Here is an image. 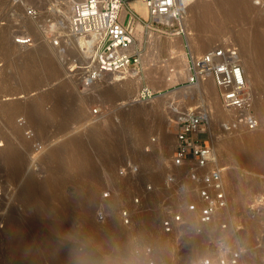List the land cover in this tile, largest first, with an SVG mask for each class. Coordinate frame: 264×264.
<instances>
[{"label": "rangeland", "instance_id": "rangeland-1", "mask_svg": "<svg viewBox=\"0 0 264 264\" xmlns=\"http://www.w3.org/2000/svg\"><path fill=\"white\" fill-rule=\"evenodd\" d=\"M243 1L264 10V0ZM62 7L69 10L61 0H0V150L8 139L12 143L10 147L22 151L25 159L17 183L7 181V171L0 167V264H6L9 253L8 234L3 230L6 222L20 231L28 227L43 239L55 240L62 251L71 254L72 264L77 249L82 264H99L104 260L109 264H146L142 255L144 248L151 249L154 264H188L202 258L214 260L217 240L229 248H243L244 264H264V143L254 147L252 141L241 139L242 135L258 129L264 134V118L252 107L258 124L254 129L234 124L233 117L218 103L216 89L212 92L210 79L195 87L187 85L188 72L181 56L188 66L190 55L184 36H180V46L176 38L179 36L147 30L141 24L135 35V47L141 49L138 76L126 80L127 83L124 80L123 87L108 85L113 77L110 74L91 83L85 81L82 68L87 58L84 59L79 45L70 36L65 22L68 14ZM27 9L34 11L32 16L26 15ZM131 10L139 19L148 20L147 11L139 0H128L125 11ZM189 13L184 16L186 20ZM248 23L242 20L238 24L225 22L217 26L208 13L202 29L189 33L195 42L198 37L211 36L203 50L225 44H233L240 50L238 37L249 31L252 25ZM20 38L31 41L25 45L16 43ZM151 39L155 40L154 44ZM39 48H44L42 56L49 58L55 74L38 67L33 55ZM193 48V55L205 52L202 47ZM240 54L243 61V53ZM23 56L26 60L21 58ZM254 66L263 89L256 91L251 82L247 86L251 84L248 88L253 101L264 103V61L255 59ZM27 69L30 77L25 79ZM246 76L249 78V74ZM106 86L116 95L124 88V94L112 99L101 96ZM46 92H56L61 105L50 116L53 98L46 102L43 105L45 117L36 125L25 113L33 100ZM80 106L83 118L68 122L67 111ZM186 110L207 116V142L212 146L214 163L225 170L227 177L236 173L233 176L238 181L234 187L225 181L228 207L217 211L213 221L205 226L185 213V206L197 201V186L188 181L189 166H172L173 122ZM125 120L134 123L128 124ZM109 121L106 132L104 124ZM92 126L101 127L102 131L95 140L87 136ZM117 128L119 135L116 136ZM210 130L214 134L213 144ZM77 135L83 137L82 144L74 143L59 158L49 154L52 147ZM98 141L104 143L103 152L94 149ZM223 141L231 149L229 161L219 153ZM230 143L238 145L233 149ZM74 151L81 154L87 165L85 170L70 163ZM27 175L39 183L49 178L56 185L52 192L51 182H46L49 196L42 201L46 214L40 217L34 215L35 210L27 206L20 193V184ZM171 175L176 177L174 183L169 184L167 178ZM177 184L186 187L184 194L176 193ZM135 198L139 203H133ZM122 210L129 213V225L120 221ZM172 213L183 214L186 224L164 235L159 221ZM53 222L58 223L57 230L52 229Z\"/></svg>", "mask_w": 264, "mask_h": 264}, {"label": "built area", "instance_id": "built-area-1", "mask_svg": "<svg viewBox=\"0 0 264 264\" xmlns=\"http://www.w3.org/2000/svg\"><path fill=\"white\" fill-rule=\"evenodd\" d=\"M63 1L69 6L70 33L93 39V50L82 68L85 81L91 83L104 74L116 73L120 78H125L137 72L141 62V49L135 47L134 29L137 22L143 28L160 34L184 36L182 23L185 11L187 5L194 0H139L147 11L146 21L136 17L133 10L125 11L121 19V10L126 9L128 0ZM33 13L31 9L26 10L29 17ZM30 41V38H20L16 43L25 45ZM188 72V86L196 85L202 78L211 79L221 108L233 117L234 124L248 129L257 126L251 94L235 46L225 44L213 47L199 57L190 56ZM174 127L172 166H189L188 181L197 186V201L188 203L185 213L193 215L200 226H205L213 221L217 211L228 207L225 170L214 163L211 147L207 142L209 123L205 114L186 110L174 122ZM175 177L169 176L167 183H174ZM146 187L150 190L149 186ZM175 189L179 195L186 191V187L181 184H177ZM106 196L105 194L104 197ZM133 203H139V199L135 198ZM119 215L123 225L130 224V216L126 210L120 211ZM185 224L183 214L172 213L160 219L159 228L167 235ZM215 247L217 255L214 260L202 258L188 264H244L243 248H229L221 240L216 241ZM151 254L150 248L142 250L146 264H154Z\"/></svg>", "mask_w": 264, "mask_h": 264}, {"label": "bare ground", "instance_id": "bare-ground-1", "mask_svg": "<svg viewBox=\"0 0 264 264\" xmlns=\"http://www.w3.org/2000/svg\"><path fill=\"white\" fill-rule=\"evenodd\" d=\"M61 1L64 4H67L63 0H61ZM67 6H68V4H67ZM62 8H63L62 11H64L65 13L68 14L67 15L68 17H67L65 13L61 12L62 15L65 14V16L67 18V19L65 18L66 19L65 22H66V25L69 28L70 11L65 9L64 7H62ZM217 10H218V12H216ZM188 12H190L189 13L190 16L187 18V20H186V18L183 19L182 28H183V32H184V39H185L184 41L186 43V47L188 48L189 55L192 58L199 57V56H201L202 54H204L205 52L208 51V50L204 49L205 52H203L202 54H199V55L198 54L197 55L191 54V51L194 49L193 47H195V45L199 46L200 48L202 47V51H204L203 48L209 43V41L211 39L210 38L211 36L207 37L205 35L206 37L205 36H203L201 38L198 37L199 39L197 38V40L195 42V38H193L190 35V33H189L191 31H193L194 29H196L198 31H200L202 29L201 25L205 23L206 15L208 13L211 14V18H212V20L214 21V23L217 26H223L225 24V22L234 23V24L237 23L238 24L242 20H246V21L249 22L248 24L252 25L249 28V31L245 32L246 33L245 36H244V34H242L244 37L243 36L242 37L241 36L238 37V41H239L240 46H241L240 50H238V48L235 45H233V44H231V45H233V46H235L237 48L240 58H241V54L240 53H243V57H242L243 61L241 60V64L243 65V71H244L245 76H246V74L247 75L249 74V78H247V76H246L247 83H250V82L253 83L254 84V86H253L254 88L253 89H255L256 91L260 90V88L263 89V84H259L258 83V75H257V73L255 71L254 60L255 59H261L262 61H264V10L252 7L250 5H247L243 0H207V1H205V0H194V1L190 2L187 5L186 11H185V15H187ZM124 15H125V9H122L121 19L124 17ZM67 26H65V27L67 28ZM139 26H140V23L137 22L136 25H135V29H134V33L136 35H137L136 30H137V27H139ZM31 28H33V27H31ZM68 31L70 32V30H68ZM70 36L73 38L74 42H76V44L79 45V47L81 49L80 51L83 53L82 55H84V59H86V58L88 59L90 53L93 50V48H92L93 39L92 38L83 37V36H73L72 34H70ZM176 38H177V41L179 42V44L181 46L180 37H176ZM151 41H152V39H151ZM151 41L149 42V46L151 44ZM153 41H155V40H153ZM153 41H152V43H153ZM170 41L173 42V40H171V39H170ZM175 41H176V39H175ZM218 46H221V45H218ZM151 47H152V45H151ZM200 48H199V51L201 50ZM44 53H45L44 48H39V50L33 55L34 57L33 56L32 57L35 59V62L38 63L37 64V65H39L38 67L41 66V69L43 68L44 70H47V71L50 70L51 73H54L53 70L51 69V62H50V60H48L49 58L47 59V58L42 56ZM21 58L26 60V58L24 56L21 57ZM37 58H38V60H37ZM181 59H182V63L184 64L183 65L184 68L187 69V72H188V66L186 65L187 63L184 60V56L183 55L181 56ZM24 68H26V67H24ZM21 73H19V74H21ZM188 75H189V72H188ZM188 75H187L186 80L188 79ZM110 76H113V77H112V81L109 82L108 85H111L112 87H118L120 85L122 86L125 83L126 80L130 81L131 78L137 77L138 76V72H133L129 76L125 77V78H120V76L118 74H116V73L110 74ZM29 77H30V70L27 69V72L25 73V79H28ZM205 79H207V78H205ZM205 79H203V78L199 79V81L196 84V86L200 82L204 81ZM208 79H210V78H208ZM127 82L128 81H126V83ZM210 86H211V89H212V92H213V90H214L213 88H215V87H213L214 86L213 83ZM250 86H251V84H250ZM250 86H248V87H250ZM249 90H250V88H249ZM124 91H125L124 88H121L118 91L117 95L124 94ZM117 95H116V93L114 94L113 92H111V90H109V86L108 87L106 86L104 88V90L102 91V93H101V96L107 97L109 99H112L115 96L117 97ZM52 98H53L54 103L52 102L53 105H51L52 107H51V110H49V112H50L49 115L52 116L53 112L59 110V106L61 105V102L58 100L57 93L56 92H51V93H49V92L47 93L46 92V94H41L39 98L33 100L32 106L29 108L28 112L25 113L26 116L28 117L29 121L35 123L36 125H39L40 121L42 119H44V117H45L44 111H43V105L46 102L48 103L50 101V99H52ZM216 98H217V96H216ZM262 100L264 101V99H262ZM217 101H218V99H217ZM254 101H253V98H252V107H254V109L257 110V112L264 118V103H259L260 101L256 103V101L255 102ZM0 110H1V108H0ZM83 116H84L83 107L80 106L76 110L67 111L66 120L68 122L69 121H79V120H81L83 118ZM132 119H133V117H132ZM116 120H118V119H116ZM127 120L130 121L131 119L128 117ZM127 120H125V121H127ZM110 121H111V119H110ZM110 121L106 122V123L104 122L105 123L104 124L105 125L104 126L105 129L110 127L109 126L110 125ZM135 121L137 122V120H135ZM113 122H114V119H113ZM122 122H123V120H122ZM129 123L130 122H128V124ZM131 123L133 124L134 122L131 121ZM135 126L136 125H133L131 127H133V129H135L134 128ZM19 127H21V126H19ZM117 127H118V125H117ZM39 129H41V127ZM104 131L107 132L108 130L106 129ZM121 131L122 130H120V132ZM262 131H263L262 129H258L257 131H255L252 134H248L247 133L245 135H242L241 139L242 140H248V141L250 140V141H252L253 143L251 142L252 143L251 145L254 144L253 145L254 147L259 146L258 144H260V143L263 146L264 134H263ZM116 132L117 133L115 135L117 136V134L119 133V129L116 130ZM101 133H102L101 127H97V126H94V127L92 126V128L87 130V136H88L89 139H94L95 140V137L100 135ZM213 135H214L213 131L210 130V137H211V141L210 142L212 144H213V140L212 139L214 138ZM5 138H7V137H4V139ZM82 138L80 136H78V135L74 136V137L68 139L67 141H64V143H62L60 145L58 144L57 146L52 147L49 150V154L59 158L74 143L82 144L83 143ZM6 140H7V142L5 143L4 147L0 150V167H2L4 170L7 171V176L4 175V176L7 177V181L17 183L18 180L21 177V174H22V168H23V165H24V162H25L24 155L21 153L22 151L21 152L20 151H14L13 147H10V145H12L11 141H9L8 139H5V141ZM102 143L103 142L98 141L95 144V148L94 149L96 150V152H103L104 151L103 148H105V146H104V143L103 144ZM231 145H232V147L234 149L238 144L237 145L236 144H231ZM218 147H219V145H218ZM219 148H220L219 149L220 151L219 150L218 151L221 154V156H223V158L224 157L227 158L229 156V154H230V151H231V149L228 147V145L224 144V141H223L221 147H219ZM238 148L240 149V147H238ZM250 148H252V147L250 146ZM252 149H254V148H252ZM260 151H261V149H260ZM263 151H264V149H263ZM233 153H234V151H233ZM232 155L234 156V154H232ZM71 157H72V159H71L70 163L72 164V166L78 168L81 171L85 170L87 165L85 164V161L83 160V158H82L81 154L79 153V151L72 152L71 153ZM228 158L226 160H228ZM262 159H264V158H262ZM257 161H259V160L256 159V162ZM252 163H254V161ZM256 164H258V163H256ZM252 167H254V166H252ZM263 167H264V164H263ZM235 174L233 173V175H235ZM233 175L230 176V177H227L226 174H225L226 183H228L229 186H232V187H234V186H236L238 184L237 179ZM49 181L51 182V180L48 178L45 181L39 183L31 175H27L25 177L24 181L20 184V187H19L20 188V193L23 195L25 203L27 204L28 207H30V208L35 210L34 215L37 216V217H40V216L46 214V207L44 206L42 201H45V198H47L49 196L48 195V190L49 189H51V191L53 192L55 190V188H56L55 187L56 186L55 183L51 182V188L46 189V182H48V184H49ZM239 182H240V180H239ZM259 184H260V181H259ZM1 188H3V187H1ZM52 196H53V194H52ZM54 200H56V197H54ZM147 218L150 219L149 217H147ZM57 226H59V225H58V223L56 225V222H53L51 224V227L54 230H57L56 229ZM3 230L8 234V239H6V244H7L8 248H9V253L7 255L6 264H72V262H73L72 259H71V257H72L71 254H69V253H67L65 251H62L58 247V245L55 242V240L48 239V238L43 239V237L40 236L39 233L36 232L35 230L28 229V227H27L23 231H20L18 227H15V226L11 225L8 222H6L4 224ZM45 240H48V242H46Z\"/></svg>", "mask_w": 264, "mask_h": 264}, {"label": "clouds", "instance_id": "clouds-1", "mask_svg": "<svg viewBox=\"0 0 264 264\" xmlns=\"http://www.w3.org/2000/svg\"><path fill=\"white\" fill-rule=\"evenodd\" d=\"M74 256H75L74 264H82V261L80 260L78 255V249L74 250ZM99 264H109V262L107 260H104V261H100Z\"/></svg>", "mask_w": 264, "mask_h": 264}]
</instances>
